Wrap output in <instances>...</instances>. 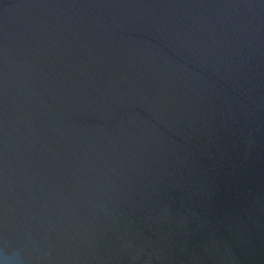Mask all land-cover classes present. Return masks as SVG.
Here are the masks:
<instances>
[{"label":"water","instance_id":"1","mask_svg":"<svg viewBox=\"0 0 264 264\" xmlns=\"http://www.w3.org/2000/svg\"><path fill=\"white\" fill-rule=\"evenodd\" d=\"M0 264H264V0H0Z\"/></svg>","mask_w":264,"mask_h":264},{"label":"clouds","instance_id":"2","mask_svg":"<svg viewBox=\"0 0 264 264\" xmlns=\"http://www.w3.org/2000/svg\"><path fill=\"white\" fill-rule=\"evenodd\" d=\"M5 261L7 262V257L5 258Z\"/></svg>","mask_w":264,"mask_h":264}]
</instances>
